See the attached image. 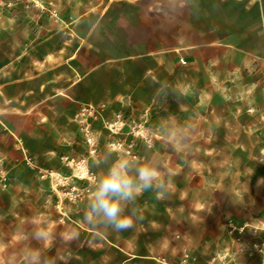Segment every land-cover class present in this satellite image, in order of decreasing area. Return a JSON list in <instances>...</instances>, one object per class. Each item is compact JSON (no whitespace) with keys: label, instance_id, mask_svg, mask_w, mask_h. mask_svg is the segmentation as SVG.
<instances>
[{"label":"rangeland","instance_id":"1","mask_svg":"<svg viewBox=\"0 0 264 264\" xmlns=\"http://www.w3.org/2000/svg\"><path fill=\"white\" fill-rule=\"evenodd\" d=\"M65 1L0 0V32L8 59L21 64L19 76L35 65L58 81L54 85L90 67L106 74L98 78L100 97L90 87L72 101L68 116L51 111L54 132L63 127L53 135L54 151L33 158L27 150L22 164L10 140L0 142V264H264V96H237L239 83L228 79L233 86L224 89L219 74L210 93L204 68L185 75L182 89L169 84L173 73L160 72L166 99L158 89L148 101L129 90L111 95L110 68L117 70L118 86L140 74L127 62L138 51L120 45V28L136 8L119 4L118 16L108 21L109 0ZM60 46L56 56L48 55ZM35 58L37 64H28ZM222 90L235 94L230 102L222 100ZM170 117L179 128H195L186 142L165 141ZM106 152L114 158L154 155L173 181L166 199L145 192L138 201L142 219L119 232L83 222L92 182L104 172L95 161ZM36 230L46 237L34 239Z\"/></svg>","mask_w":264,"mask_h":264},{"label":"crops","instance_id":"2","mask_svg":"<svg viewBox=\"0 0 264 264\" xmlns=\"http://www.w3.org/2000/svg\"><path fill=\"white\" fill-rule=\"evenodd\" d=\"M85 1L66 0L65 4L85 6ZM122 3L136 8L130 15V22L125 24L124 29L120 28L123 31L120 36L124 39L120 45L127 50L138 51L127 56L133 58V61L127 62L139 68L140 74L133 75L137 78L136 82L127 80L124 86H118L117 70L110 68L113 73L108 75L107 88L111 95L127 96L129 90L135 91L141 100L148 101L160 88V72L173 73L174 79L169 84L182 89L186 86L183 81L185 75L192 76V71L204 68L205 76L210 80V93L218 87L213 79L219 74L224 89L233 86L228 79L239 83L237 85L242 89L238 86L237 96L247 97L250 92L264 96V0H109L105 6L106 10L109 9L108 21L118 16L116 7ZM93 5L98 7L101 3L94 2ZM87 13L84 10L80 17ZM5 36L2 30L0 142H4L5 138L10 140L11 149L23 164L28 157L27 150L35 158L56 149L53 135L61 134L63 127L57 125L54 132L51 111L68 116L70 109L74 108L72 101L83 98L91 88L93 95L97 93L96 97H100L102 85L98 78L106 74L90 67L82 76L76 78L70 73L72 79L69 82L54 85L58 81L48 77V74L43 75L42 71L37 72L35 65L24 67L23 75L19 76L21 64L8 59L10 52L6 48ZM154 43L158 48L152 50ZM62 49L60 46L48 55L56 56ZM181 58L186 62L181 63ZM216 59L220 60V66H214ZM37 61L35 58L28 64H37ZM39 61L42 63L44 60L40 57ZM13 69L16 72L12 73ZM31 71L34 73L30 74ZM89 73L90 81H86L83 78ZM38 76H41V81L36 84ZM32 93L35 95L32 96ZM235 94L228 91L226 99L222 100L230 102ZM37 95L41 97L35 102L33 98ZM47 99L56 103L46 108L42 102ZM48 107L51 110L48 111Z\"/></svg>","mask_w":264,"mask_h":264},{"label":"clouds","instance_id":"3","mask_svg":"<svg viewBox=\"0 0 264 264\" xmlns=\"http://www.w3.org/2000/svg\"><path fill=\"white\" fill-rule=\"evenodd\" d=\"M167 85L161 83L157 94L164 92ZM169 118V129L165 141L170 144L186 142L195 128L188 130L177 127ZM159 126V125H158ZM157 126V127H158ZM161 135H164L161 133ZM151 136V131L149 132ZM96 166H103L104 172L94 178L87 200L83 222L96 231H124L133 227L135 219H142L138 201L145 192H154L157 199H166L170 195V176L165 177L160 171V162L151 157H123L111 152L102 154ZM46 233L36 230L33 238L43 240Z\"/></svg>","mask_w":264,"mask_h":264},{"label":"built area","instance_id":"4","mask_svg":"<svg viewBox=\"0 0 264 264\" xmlns=\"http://www.w3.org/2000/svg\"><path fill=\"white\" fill-rule=\"evenodd\" d=\"M180 61H181V63H185L186 62L183 58H181Z\"/></svg>","mask_w":264,"mask_h":264}]
</instances>
